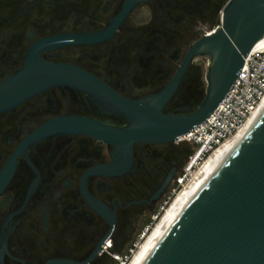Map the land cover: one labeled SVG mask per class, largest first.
<instances>
[{"label": "flooded vegetation", "instance_id": "flooded-vegetation-1", "mask_svg": "<svg viewBox=\"0 0 264 264\" xmlns=\"http://www.w3.org/2000/svg\"><path fill=\"white\" fill-rule=\"evenodd\" d=\"M227 2L0 0V84L27 67L33 73L44 63L67 64L122 96L154 94L207 23L220 24ZM194 61L165 113L200 106L186 93L200 91ZM68 115L115 127L133 122L104 97L67 85H52L0 113V264H121L183 172L186 149L176 142L134 144L130 169L122 147L92 135L25 142L42 124Z\"/></svg>", "mask_w": 264, "mask_h": 264}, {"label": "water", "instance_id": "water-1", "mask_svg": "<svg viewBox=\"0 0 264 264\" xmlns=\"http://www.w3.org/2000/svg\"><path fill=\"white\" fill-rule=\"evenodd\" d=\"M262 38L264 0H228L220 24L189 47L175 75L154 94L131 99L80 68L44 63L33 73L27 67L0 84V113L52 85L72 86L102 96L133 121L129 127L61 116L42 124L25 142L56 134L92 135L122 147L126 169H130L134 144L178 142L208 119L234 86L247 55ZM199 57L210 60L203 102L191 113H165L164 107L176 93L189 65ZM41 72L53 74L39 76ZM142 264H264V111L171 222Z\"/></svg>", "mask_w": 264, "mask_h": 264}, {"label": "built area", "instance_id": "built-area-1", "mask_svg": "<svg viewBox=\"0 0 264 264\" xmlns=\"http://www.w3.org/2000/svg\"><path fill=\"white\" fill-rule=\"evenodd\" d=\"M221 20L222 13L220 22ZM211 31L213 30L206 33ZM263 100L264 46L253 48L247 55L234 86L211 116L181 138L180 141L193 144L196 151L185 170L176 179L167 203L193 181L197 171L193 172L195 165L204 162L214 151L230 142L248 124ZM134 254L135 250H132L131 256L121 264L130 262Z\"/></svg>", "mask_w": 264, "mask_h": 264}, {"label": "bare ground", "instance_id": "bare-ground-1", "mask_svg": "<svg viewBox=\"0 0 264 264\" xmlns=\"http://www.w3.org/2000/svg\"><path fill=\"white\" fill-rule=\"evenodd\" d=\"M264 46V38H262L254 48ZM264 111V100L258 107L248 124L228 143L218 148L209 155L197 169L193 181L189 183L180 193H178L168 207L164 210L161 217L155 223L150 233L145 237L144 241L139 245L137 251L132 257L129 264H142L146 256L149 254L153 246L165 232L171 222L176 218L185 205L193 198V196L207 183L214 175L218 168L236 149L237 145L244 138L245 134L253 123L260 117Z\"/></svg>", "mask_w": 264, "mask_h": 264}, {"label": "rangeland", "instance_id": "rangeland-1", "mask_svg": "<svg viewBox=\"0 0 264 264\" xmlns=\"http://www.w3.org/2000/svg\"><path fill=\"white\" fill-rule=\"evenodd\" d=\"M225 6V5H223ZM223 8L224 7H221V11H220V17H219V21L221 19V13L223 11ZM218 21V22H219ZM216 24V25H215ZM208 27L206 28V31H210V30H213L215 29L219 24L218 23H213L211 25V22L210 23H207ZM209 63H210V60L209 58H205V57H199V58H196V60L194 61L193 63V66L194 68H197L200 70V77H199V82H198V89L200 90L198 93H195V94H192L191 91L190 93L189 92H186L187 95H189L191 97V104L194 105L196 108L198 106V104H201L204 100V97L206 95V88H207V72H208V68H209ZM194 107V108H195ZM176 147H180L181 149H186V162H185V165H184V168L182 171L185 170V168L187 167V165L189 164V162L191 161V157L194 155L195 151H196V148L193 144L187 142V141H179V142H176L174 144ZM203 162V161H202ZM198 163L195 165V167L193 168V172H195L200 164L202 163ZM180 171V172H182ZM172 195V192H170L169 194V197ZM176 195L173 196V199ZM169 197H167L165 200L163 199L162 201H160L159 203V206H158V210L157 212H155L154 216H153V222H148L147 224H145L142 228V231H141V235H138L137 236V242L138 244H140L141 242L144 241V236L148 235V233H150L152 227L154 226V224L158 221L159 217H161V215L163 214L164 212V209L168 207V205L172 202V200H170L169 203H167V201L169 200ZM147 233V234H146ZM145 236V237H146ZM144 238V239H143ZM137 247L138 245L136 246L135 248V251H137ZM130 262L127 261L126 264H129Z\"/></svg>", "mask_w": 264, "mask_h": 264}]
</instances>
